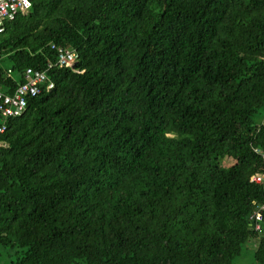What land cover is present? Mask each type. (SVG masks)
I'll list each match as a JSON object with an SVG mask.
<instances>
[{
  "label": "trees",
  "instance_id": "16d2710c",
  "mask_svg": "<svg viewBox=\"0 0 264 264\" xmlns=\"http://www.w3.org/2000/svg\"><path fill=\"white\" fill-rule=\"evenodd\" d=\"M31 4L0 35L4 93L8 69L78 63L0 136L14 264H233L252 239L264 264V0Z\"/></svg>",
  "mask_w": 264,
  "mask_h": 264
},
{
  "label": "built area",
  "instance_id": "2783aa9c",
  "mask_svg": "<svg viewBox=\"0 0 264 264\" xmlns=\"http://www.w3.org/2000/svg\"><path fill=\"white\" fill-rule=\"evenodd\" d=\"M32 7L31 0H0V35L4 33V24L13 22L20 14H27ZM4 48L0 41V51ZM55 49V46H52ZM78 63V54L72 49H58L57 61L49 63L44 69L26 68L22 73L6 70V77L18 81L12 93H4L0 85V136L8 129V121L22 116L28 108V100L54 89V83L49 80L48 73L55 67L60 69L74 68ZM262 159L264 165V149L255 151ZM251 182L260 186L264 192V172L251 178ZM264 220V202L256 204L249 218L250 224L256 231L261 230Z\"/></svg>",
  "mask_w": 264,
  "mask_h": 264
},
{
  "label": "rangeland",
  "instance_id": "374dc122",
  "mask_svg": "<svg viewBox=\"0 0 264 264\" xmlns=\"http://www.w3.org/2000/svg\"><path fill=\"white\" fill-rule=\"evenodd\" d=\"M231 160L221 161V165L228 168L232 165ZM259 240L252 239L248 241L243 249L241 256H239L233 264H257L255 261V252L257 250ZM16 261V254L11 248L0 245V264H14Z\"/></svg>",
  "mask_w": 264,
  "mask_h": 264
},
{
  "label": "water",
  "instance_id": "95a60500",
  "mask_svg": "<svg viewBox=\"0 0 264 264\" xmlns=\"http://www.w3.org/2000/svg\"><path fill=\"white\" fill-rule=\"evenodd\" d=\"M164 2H166V0H163Z\"/></svg>",
  "mask_w": 264,
  "mask_h": 264
}]
</instances>
